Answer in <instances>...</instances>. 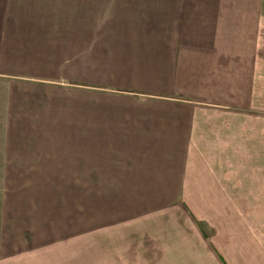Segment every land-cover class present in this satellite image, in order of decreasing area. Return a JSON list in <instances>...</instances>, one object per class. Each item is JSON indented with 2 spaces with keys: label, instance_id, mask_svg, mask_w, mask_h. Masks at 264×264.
<instances>
[{
  "label": "crops",
  "instance_id": "obj_1",
  "mask_svg": "<svg viewBox=\"0 0 264 264\" xmlns=\"http://www.w3.org/2000/svg\"><path fill=\"white\" fill-rule=\"evenodd\" d=\"M0 144L151 203L127 259L264 264L237 217L264 211V0H0Z\"/></svg>",
  "mask_w": 264,
  "mask_h": 264
},
{
  "label": "rangeland",
  "instance_id": "obj_2",
  "mask_svg": "<svg viewBox=\"0 0 264 264\" xmlns=\"http://www.w3.org/2000/svg\"><path fill=\"white\" fill-rule=\"evenodd\" d=\"M69 147L72 145L0 144V174L5 168L15 173L12 181L19 185V196L1 193L7 195L12 206L16 202L20 205L16 209L10 202L8 207L0 203V215L4 216V220L0 219V264H164L155 259L130 260L124 254L125 244L132 238L130 249L139 247L141 231L146 238L151 237L147 229L140 230L139 222L142 207L148 211L152 204L146 202L143 206L141 199L128 203L131 198L94 197L91 189L82 190L76 180L61 173L65 166L59 158ZM11 179L5 182L6 190ZM87 184L92 188L91 181ZM240 208L250 209L246 204ZM237 217L264 243V211L238 212ZM137 255L140 256L135 249L133 257Z\"/></svg>",
  "mask_w": 264,
  "mask_h": 264
}]
</instances>
